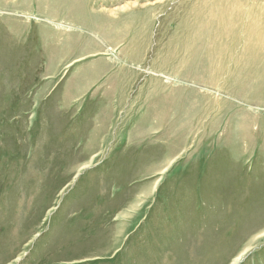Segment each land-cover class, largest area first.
<instances>
[{
    "label": "rangeland",
    "instance_id": "rangeland-1",
    "mask_svg": "<svg viewBox=\"0 0 264 264\" xmlns=\"http://www.w3.org/2000/svg\"><path fill=\"white\" fill-rule=\"evenodd\" d=\"M0 264H264V0H0Z\"/></svg>",
    "mask_w": 264,
    "mask_h": 264
}]
</instances>
